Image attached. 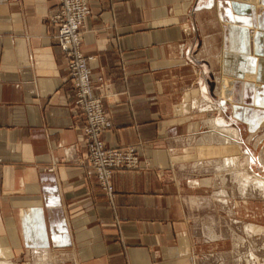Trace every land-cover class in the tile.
I'll return each instance as SVG.
<instances>
[{
	"label": "crops",
	"instance_id": "crops-1",
	"mask_svg": "<svg viewBox=\"0 0 264 264\" xmlns=\"http://www.w3.org/2000/svg\"><path fill=\"white\" fill-rule=\"evenodd\" d=\"M87 2L81 52L107 118L101 139L135 147L139 167L115 172L114 198L104 194L50 22L56 0H0V264L50 253L198 264L195 217L215 200L201 191L230 177L216 167L231 153L254 165L264 138V0Z\"/></svg>",
	"mask_w": 264,
	"mask_h": 264
},
{
	"label": "rangeland",
	"instance_id": "rangeland-1",
	"mask_svg": "<svg viewBox=\"0 0 264 264\" xmlns=\"http://www.w3.org/2000/svg\"><path fill=\"white\" fill-rule=\"evenodd\" d=\"M253 84L246 87L253 85L255 88L256 85ZM259 137L254 138L251 143L254 144L255 139ZM231 151L234 152V150ZM253 152L254 165L249 163L248 157H240L238 165L241 171L248 166L250 171L264 178V165L261 164V160H264V138ZM230 155L237 156L234 153ZM208 174L211 177V173ZM248 174L250 173L247 171ZM233 175L234 173H231L230 177L225 175L224 179L215 175L216 183L212 187L209 185L206 191H201L203 194H209L211 198L213 195L218 196L222 188H225L227 192H225V202L217 198L213 201L212 198L208 202V207L205 206L206 204L202 205L201 207L204 208H201L199 215L195 217L198 219V264H264V192L253 189V183L245 188V184L242 185L236 181ZM206 225L209 226L208 230L215 231L211 236L208 235V241L211 244H204L206 240L202 228ZM47 255L49 257L45 258H41L42 255H40L39 260L36 259L34 264L36 262L65 264L67 261L61 254Z\"/></svg>",
	"mask_w": 264,
	"mask_h": 264
},
{
	"label": "built area",
	"instance_id": "built-area-1",
	"mask_svg": "<svg viewBox=\"0 0 264 264\" xmlns=\"http://www.w3.org/2000/svg\"><path fill=\"white\" fill-rule=\"evenodd\" d=\"M56 3L57 12L50 18V22L56 28L55 40L66 59L73 86V104L85 116L83 143L86 147L87 165L94 171L104 194L113 199V174L138 169L139 157L133 146L110 148L101 139L107 128V118L101 98L95 94L90 78L88 63L93 58L86 57L81 52L82 29L90 14L87 0H56Z\"/></svg>",
	"mask_w": 264,
	"mask_h": 264
},
{
	"label": "bare ground",
	"instance_id": "bare-ground-1",
	"mask_svg": "<svg viewBox=\"0 0 264 264\" xmlns=\"http://www.w3.org/2000/svg\"><path fill=\"white\" fill-rule=\"evenodd\" d=\"M233 80H229L228 83H231ZM227 84V83H226ZM251 89V88H250ZM232 87L227 84L226 90L224 91V95L226 98H228L227 94H232ZM251 128V127H250ZM218 131V130H217ZM223 131V130H222ZM221 131V132H222ZM227 133V132H226ZM231 135L235 139H238L237 130L235 128L231 129ZM214 137V136H213ZM219 137V136H218ZM232 144V143H231ZM240 159L239 156H226L216 167V173L223 174V173H234L233 176L239 183H242V185L247 187L248 184L253 183V189L258 190L259 192H264V178L257 176L255 173L249 170L248 166L244 168V171H241L240 166L238 165V160ZM261 164L264 165V160H261ZM247 171L250 173L247 175ZM232 177V176H231ZM221 178V177H220ZM253 178V179H252ZM244 180V181H243ZM233 181V180H232ZM244 182V183H243ZM226 190V189H225ZM243 190V189H242ZM239 191V190H238ZM244 191V190H243ZM258 192V193H259ZM244 196V194L242 195ZM215 198L219 199L222 202H225V192L221 191L218 196H215ZM243 199V198H242ZM219 201V202H220ZM228 203V202H227ZM229 204V203H228ZM212 234V233H211Z\"/></svg>",
	"mask_w": 264,
	"mask_h": 264
}]
</instances>
